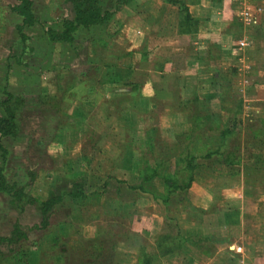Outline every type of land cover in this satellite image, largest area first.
<instances>
[{"label":"crops","instance_id":"1","mask_svg":"<svg viewBox=\"0 0 264 264\" xmlns=\"http://www.w3.org/2000/svg\"><path fill=\"white\" fill-rule=\"evenodd\" d=\"M173 1L187 7L196 21V32H180L179 6ZM107 2L104 7L113 11L116 0ZM244 3L261 8L251 26L238 17ZM18 18L22 23V17ZM103 25L108 33L95 37L99 38L93 39L98 44L91 46L97 45L100 53L89 50L104 62H99L90 74L85 71L79 76L86 91L82 94L83 89L77 87L75 93L80 98L66 105L64 123L56 119L57 126L48 133L46 142L33 143L40 147L42 157L39 165L29 168L36 171V179L26 192L36 198L45 193L42 199L50 190L58 195L67 193L72 183L68 175L84 172L86 196L60 204L50 217L51 225L66 226L70 220L77 221L73 217L85 222L76 246L91 237L108 238L105 221L121 213L120 218L128 221L122 243L132 251L139 252L142 245L153 253L158 229L169 217L184 232L193 231L206 240L196 246L188 244L191 251L185 259L174 253L160 260L176 264H264V147L257 144L264 139V0H129ZM244 37L251 41L240 55L233 46ZM131 50L146 54L145 59L134 63L132 77L126 80L139 85L137 96L129 86L113 82L117 81L115 67L124 64ZM68 55L66 62L75 56ZM4 59L9 64L8 58ZM0 64V87L3 84L7 89L8 85L7 91L21 94L20 88L11 89L17 70L11 67L2 79L5 65L2 61ZM243 66L248 70L241 76L239 68ZM53 74L55 80L47 78L49 72L36 79V101L40 92L49 94L59 87L58 72ZM244 78L247 83L240 85ZM24 83L28 100L26 94L34 90L33 84ZM36 105L45 108L39 102ZM124 114L128 118L123 124ZM97 126H103L104 132L108 130L111 135L102 132L95 148L83 152L91 128ZM224 129L229 130L222 135ZM148 135L152 139L150 152L139 146L148 145ZM22 137L19 132L15 138H0L8 151L6 180L19 185H24L28 176L24 169L17 180L21 166H11L10 157L14 153L29 161L33 156L29 148L32 143L26 138V149L19 143ZM52 142L60 151H50ZM82 155L89 158L78 162L73 159ZM182 155L192 161L196 172L188 188L167 195L158 179L141 183V167L154 168L163 163V174L173 172L183 167L184 163H176ZM130 156L136 157V161L132 159L134 168L124 163ZM69 157L72 165H67ZM104 160L110 161L105 171ZM104 175L108 176L107 182L102 180ZM4 195L7 201L0 199V220L8 216L6 206L8 210L14 206ZM30 206L23 205L20 212L25 213ZM57 214L58 221L54 218ZM17 220L22 226L20 218Z\"/></svg>","mask_w":264,"mask_h":264},{"label":"trees","instance_id":"2","mask_svg":"<svg viewBox=\"0 0 264 264\" xmlns=\"http://www.w3.org/2000/svg\"><path fill=\"white\" fill-rule=\"evenodd\" d=\"M66 1L72 6L73 16L63 19L61 31H55L53 29H47L45 31L49 39L53 42H75L76 39L73 34L79 27L88 29L91 26L103 25L111 18L115 11L129 2V0H116L114 10L110 11L103 9L99 0ZM173 3L179 6L180 32H196V21L190 16L187 7L181 2L173 1ZM33 5V0H17L15 4L9 5L8 7L11 12L22 17V23L16 26L18 41L22 52L31 50L26 44L28 35L24 31V28L26 26H34L37 23V19L33 12ZM145 58V53L136 50L129 51L127 60L124 64L114 69V76L117 79V81H113L115 82L114 84L118 86H129L130 92L137 96L139 94V85L133 82H127L126 80L132 77L134 63ZM173 62L177 61L174 60ZM91 89L92 88H90V90ZM2 92L5 97L0 99V108L2 111L0 114V138H15L19 134L17 115L24 109L23 105L25 106V104L22 97L7 91L6 86H4ZM44 97H46V94L40 93L37 102L42 105L47 104L45 100H43ZM134 102L136 103V101ZM230 112H233L232 109H230ZM127 118V115H121L123 124ZM228 130L229 129H224L222 135L228 133ZM259 135L262 136L261 134ZM150 137V135L147 137L148 145L143 146L139 144V146L145 149L147 148L149 152L152 148V139ZM260 141L264 147V139ZM0 150L2 158V164L0 165V192L6 194L9 197L10 203L14 205H18L20 199H25L24 201L26 204L35 205L40 214L39 222L31 226L32 229L35 228L36 231H40V237L30 242L35 251V257L33 262L29 264H114L116 246L114 241L103 237H91L81 246L75 245L74 247H70L67 242L68 237L71 234L78 235L80 231L79 225L71 220L66 222V226L59 223L55 225L50 224V217L57 206L69 200H75L76 198L82 199L86 196L84 191V172L72 171L68 175V178L72 181L71 190L69 192L58 195L50 190L45 198L37 199L26 193V187L31 186L36 179V171H27L28 180L24 185H19L16 182L8 183L4 173L8 151L1 142ZM132 159L136 161V157L130 156L129 158H125L126 162H124L130 168L136 166V163L132 162ZM146 162L147 160L145 163ZM176 163H184V165L182 168H177L175 171L166 174L162 173L164 167L163 163H159L154 168H149L148 165H146L145 168H139L138 175L141 178V183L148 182L151 179H158L163 184L167 195L176 189L188 188L196 173L195 169L192 168V161L182 155ZM75 218L77 217H73L72 220L81 221ZM167 221L174 225L173 230L159 232L153 253L148 252L145 247L141 246L136 264H153L158 258H165L174 253L182 255V259H185L189 256L191 251L188 244L196 246L206 240L205 237L197 236L193 231L184 232L172 218L168 217ZM25 239H28L26 231L22 228L19 221L15 220L9 234L0 235V246L1 244L10 246L19 245ZM70 248H72V250H70ZM26 255V252L19 250L11 258L5 256L0 248V263L13 262L14 264H26Z\"/></svg>","mask_w":264,"mask_h":264},{"label":"rangeland","instance_id":"3","mask_svg":"<svg viewBox=\"0 0 264 264\" xmlns=\"http://www.w3.org/2000/svg\"><path fill=\"white\" fill-rule=\"evenodd\" d=\"M33 1H34L33 12L37 19V23L34 26H32V28L27 27L29 30L25 27L28 31L27 34L28 40L26 41V44L28 45V47L31 48V50H26L25 52H22L16 30V25L21 24V18H18L19 16L17 17V15H15V13H12L8 8L9 5L15 4L17 0H0V24L2 26L0 28V62L2 61L5 65L4 69L2 70V79L4 77V72L9 71L11 67H14L13 70H17L16 79L13 80L11 89L17 90L18 88H20L21 94H19V96L22 97L24 104L25 102L28 101L25 106L26 110L22 109V111H20L17 115V119L19 122V132L21 133V136H24L19 140L20 141L19 143L25 146L26 143L25 139L27 138L29 139L27 141L32 143L31 144L32 146H30L29 148L32 147L31 149L33 150V151L31 150L33 152L32 153L33 156L29 157V161L27 160L26 157H21V156L19 157L16 155L14 156V153H12V156L10 157L11 166H16L17 164L21 166V168L19 167L18 173H16L17 180L20 177V175L23 173L24 169L26 170V174H27L29 168H32L33 166L40 164L42 153L41 151H39L40 147H36L33 143L35 142V144H39L41 140L42 143L46 142L45 138L48 136V133L53 131L54 126H57L56 119L59 120V124L64 123L65 118L63 117V115L65 114L66 105L68 103L76 102L80 98V96L76 95L75 93L78 86H80L83 89L81 90L82 94L85 93L86 88H84L85 86L81 83L82 78L79 76H82L81 73L82 72L85 73V71L86 72L90 71L88 73L90 74L93 71L92 69L96 68L99 62L101 63L104 62L98 56L96 57L93 54V51H90L89 49L95 50L98 55L101 49L98 48L97 45L93 46L94 49L91 48L92 43L95 42L96 44H98V42L93 39L98 40L99 38H95V37H102L108 33V28L106 27V25L95 26L89 29H84L80 27L73 34V36L76 39L75 42L73 43L53 42L49 39L45 31L47 29L61 31L63 19L70 18L73 16L72 6L66 0H33ZM108 3L109 2H107V0H102L101 7L107 10L105 7L108 5ZM6 16L9 17V20H7V22H6L7 19ZM4 18H5V22H4ZM112 26H116L114 22L112 23ZM68 54L70 55L75 54V56H73L72 58L73 60L71 59L72 61L66 62L65 60L70 57ZM5 57L8 58V63H9L8 65L6 64L7 61L4 59ZM70 67L72 68L73 72L70 71ZM46 72H49V77L47 78L50 79V81L55 80V74L53 73L58 72L59 87L57 88V90H53L49 94H46V97H44L43 100H45L47 104H45L44 110H41L36 105L37 102L36 93L38 92L36 86V79L40 78L41 75ZM76 74L80 79H78ZM1 82L3 81L1 80ZM24 82L33 84L34 90H32V92L29 91L26 94L28 100H26L24 97L25 96V93L23 92ZM3 87L4 85L1 84L0 99L5 97V95L2 92ZM72 88H74L75 90ZM7 89H8V85H7ZM38 97L39 95H37V98ZM119 99H121V96L120 98L118 96V100ZM99 126L95 128L94 127L91 128L92 132L88 134L89 139L85 140V144H84L85 150L83 148V152L88 151L90 153V150L95 148L96 139L98 138L99 134L104 132V128H102L103 126L102 127ZM106 131L108 130H105L104 132L106 135L108 136L111 135ZM115 136L116 135H114V137ZM114 137L112 138V141L113 140L116 141V138ZM257 144L261 146L260 141H258ZM21 147H22L21 149H24L23 146ZM27 148L28 146L26 147V149ZM49 149L52 152L60 151V148L54 146V143L52 145L49 144ZM28 151L26 150V153ZM76 157L77 156H74L73 159L75 158L76 161L78 162L79 159L81 160L88 159L89 155H82L78 158ZM51 159L53 158H50V160ZM71 159L72 158L70 157L67 159L68 161H70L67 163V165H72ZM1 161L2 158H1V150H0V163ZM103 164H104L103 171H105V167H108L110 165V161L108 162L107 160H104ZM22 166H24L23 169ZM44 174L45 173H43V175ZM107 179L108 176L106 177V175H104V177L102 178V180L106 182ZM123 187L125 186L123 185ZM128 189L129 190H126V192L130 194L132 191L130 190V188ZM111 190L115 191L116 190L115 186H112ZM38 192L40 193L41 191ZM26 193L27 195H30L28 194V192ZM38 195H37V199H42V196H44L45 193L39 196ZM4 198H5L4 193L0 194V199L7 201ZM6 198L9 197L6 195ZM24 200L25 199H20V201H18L17 206L15 205L12 206L13 210H8V206H6L7 207L6 211H8L7 212L8 216L3 217L0 220V235L9 234L13 222L18 218H20L23 224L22 226L26 229V231L30 233V238L23 240V242H21L19 245L10 246L6 244H1V247L3 248L2 252L4 253V255L11 258L19 250H23L24 252L27 253L25 257V261H26L25 263L29 264L33 262V259L35 257V251L33 250V247L30 244V242L40 237V233L37 235V231L35 230V228L32 229L31 226L36 224L35 222L37 220L39 221L40 214L37 211L35 205H32L29 208H27L25 213H22V211L20 212L22 206L27 205ZM16 215H18V218L15 217ZM120 215L122 214L119 213V216L117 217L113 216V219L107 220V222L105 221L104 223L106 226L108 225L107 229L110 231L109 237L107 239L114 241L116 244L113 263L136 264L138 260L139 252L136 250L135 251L129 250V247H126L125 244L122 243V240H124L125 238L122 237V233H126L125 231L127 227L126 223L128 221L125 219L122 220L120 218ZM54 218L56 221H58L60 219V214H57L56 216H54ZM75 223H77L80 228L85 224L84 221H75ZM173 228L174 225L166 220L163 226L159 227L158 231L159 232L172 231ZM67 242L70 247H74L75 243L78 242L77 235L75 234L69 235ZM70 250H72V248H70ZM2 264H14V263L6 262ZM153 264H176V263L171 260L166 261L164 259L162 260L157 259L156 261L153 262Z\"/></svg>","mask_w":264,"mask_h":264},{"label":"built area","instance_id":"4","mask_svg":"<svg viewBox=\"0 0 264 264\" xmlns=\"http://www.w3.org/2000/svg\"><path fill=\"white\" fill-rule=\"evenodd\" d=\"M260 10H261L260 7H251L249 4L244 3L239 7L238 17L240 21H242L245 25L251 26L255 23L256 15ZM250 41L251 40L248 37L241 38L234 43L233 49L236 50L238 53H240V55H242L244 49H246L249 46ZM247 70L248 67H244V66L240 67L239 74L243 76L245 73L244 71ZM244 83L245 84L247 83V80H245V78L241 80L240 85ZM236 250H239V248H237Z\"/></svg>","mask_w":264,"mask_h":264}]
</instances>
